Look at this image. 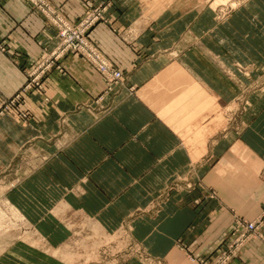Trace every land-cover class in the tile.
Returning a JSON list of instances; mask_svg holds the SVG:
<instances>
[{
  "label": "crops",
  "instance_id": "1",
  "mask_svg": "<svg viewBox=\"0 0 264 264\" xmlns=\"http://www.w3.org/2000/svg\"><path fill=\"white\" fill-rule=\"evenodd\" d=\"M86 1L49 0L71 20L88 11ZM91 1L105 6L107 20L90 38L123 78L110 91L86 59L70 53L60 62L62 70L48 72L42 90L23 92L15 106L2 110L1 188L18 181L5 195L35 225L72 214L89 217L106 231L128 222L151 262L132 257L128 264H198L197 257L214 258L233 238L237 218L264 215V130L255 129L251 141L257 162L246 163L233 151L241 141L230 134L218 141L195 126L202 119L200 103L184 107L189 95L180 85L186 76L170 53L184 52L181 61L213 89L225 79L201 55L199 40L190 43L201 31L199 17L188 23L192 15L180 18L173 10L152 17L142 0ZM253 6L246 36L248 24L263 33L264 0ZM219 30V35L207 33L208 55L217 56L222 45L232 49L231 30ZM57 41L56 27L28 0H0V107L22 92L28 70ZM189 117L196 121L185 137ZM29 160L33 171L26 170ZM228 264H264V225Z\"/></svg>",
  "mask_w": 264,
  "mask_h": 264
},
{
  "label": "rangeland",
  "instance_id": "2",
  "mask_svg": "<svg viewBox=\"0 0 264 264\" xmlns=\"http://www.w3.org/2000/svg\"><path fill=\"white\" fill-rule=\"evenodd\" d=\"M253 1L142 0L144 10L151 9L153 12L152 17L166 10L177 11L181 14L180 18L186 17L187 14L192 15L186 20L188 23L193 17H199L200 25L197 27H200L201 31L195 29L198 36L195 39L192 37L190 43L195 41L196 45V40H199L197 44L200 45L201 55L215 63L225 79L217 89H213L205 79L198 78L188 62H184V52L170 53L171 59L179 62L180 74L186 76L185 80L182 77L183 84L180 85L188 91L187 96L189 95L182 99L183 105L190 109L195 103H200L202 119L195 126L205 129V132H211V135H217L218 141L226 134L232 135L234 142L241 141L242 144L234 147L233 151L238 160L246 163L257 162L251 141L257 136L255 129L264 130V27L261 29L263 33L259 35L258 30L248 24L249 35L245 34L250 9L254 15L256 12V7H252ZM100 5L102 4L94 6ZM90 10L88 7V11ZM221 26L232 32V49L224 50L222 45L220 49L218 47L217 56L213 53L208 55V44L205 40L207 33L215 30L219 35ZM189 27L187 24L182 28ZM242 46L244 49L240 51ZM182 59L184 61H181ZM195 121L196 118H184L185 137L191 136L190 125L194 126ZM208 124L209 126H206ZM207 150L206 146L202 152L206 153ZM26 166V170L33 171L32 160L27 161ZM17 182L12 179L6 188H1L0 180V264H128L132 257L145 263L149 261L144 248L134 241L128 222L119 229L106 231L95 220L72 214L61 222L46 218L41 226L35 225L32 219L16 206L13 198L5 195V191L11 187L15 188ZM187 187L191 189L193 184L190 183ZM238 220L240 219L237 218L236 221Z\"/></svg>",
  "mask_w": 264,
  "mask_h": 264
},
{
  "label": "built area",
  "instance_id": "3",
  "mask_svg": "<svg viewBox=\"0 0 264 264\" xmlns=\"http://www.w3.org/2000/svg\"><path fill=\"white\" fill-rule=\"evenodd\" d=\"M35 9L41 11L46 19L57 29V45L44 59L35 63L27 73L28 81L22 92L5 101L0 112L15 106L22 98V93L44 88L45 77L52 68L62 70L61 60L70 53H75L86 59L106 80L108 89L121 82L123 72L111 61L102 49L90 38V32L100 21L106 20L105 6H94L91 0L86 5L91 8L79 21L65 17L54 8L49 0H28ZM26 116V115H24ZM233 238L214 258L197 257L199 264H228L236 256L239 249L251 236L258 234L264 225V217L249 221L244 218L236 223ZM237 231V232H236Z\"/></svg>",
  "mask_w": 264,
  "mask_h": 264
},
{
  "label": "bare ground",
  "instance_id": "4",
  "mask_svg": "<svg viewBox=\"0 0 264 264\" xmlns=\"http://www.w3.org/2000/svg\"><path fill=\"white\" fill-rule=\"evenodd\" d=\"M1 221V220H0ZM16 226V225H15Z\"/></svg>",
  "mask_w": 264,
  "mask_h": 264
}]
</instances>
